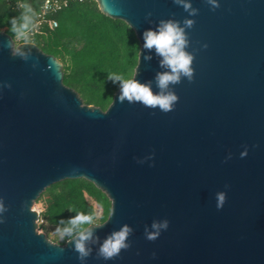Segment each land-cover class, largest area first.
Listing matches in <instances>:
<instances>
[{"label":"water","instance_id":"1","mask_svg":"<svg viewBox=\"0 0 264 264\" xmlns=\"http://www.w3.org/2000/svg\"><path fill=\"white\" fill-rule=\"evenodd\" d=\"M95 1L135 31L132 79L176 100L164 111L119 89L106 111L85 104L59 59L0 31V264H264V0ZM168 20L184 31L192 73L160 89L170 69L141 34ZM66 179L111 201L85 229L86 256L77 235L51 241L34 209ZM122 226L127 247L103 259Z\"/></svg>","mask_w":264,"mask_h":264},{"label":"trees","instance_id":"2","mask_svg":"<svg viewBox=\"0 0 264 264\" xmlns=\"http://www.w3.org/2000/svg\"><path fill=\"white\" fill-rule=\"evenodd\" d=\"M44 0H0V31L13 39L32 29ZM51 18L57 27L44 26L29 34L23 42L34 43L63 64V83L79 93L85 104L106 111L120 89V82L108 78L118 74L133 78L138 64L140 43L135 31L124 21L104 15L95 0H71ZM19 44L21 42H15ZM42 203L39 225L51 241L64 245L89 225L73 227L69 221L77 212L90 215L95 224L108 218L111 201L93 183L85 179H66L47 187L35 201ZM96 207L101 209L97 213ZM47 226L55 229L50 238ZM71 227V233L59 237L57 229Z\"/></svg>","mask_w":264,"mask_h":264},{"label":"clouds","instance_id":"3","mask_svg":"<svg viewBox=\"0 0 264 264\" xmlns=\"http://www.w3.org/2000/svg\"><path fill=\"white\" fill-rule=\"evenodd\" d=\"M174 2L182 3L183 7L187 9L189 5L184 0H174ZM194 11V10H193ZM190 20H185V26L191 25ZM144 41L143 48L155 49L156 54L162 57L160 63L166 66L170 71L158 73L156 76L157 84L160 89L167 88L168 84L178 82L180 75L191 78L192 69L190 67L192 62L191 54L184 51L186 39L184 31L178 26L177 22L168 20L160 21L156 30L147 29L142 34ZM145 56V59H148ZM108 78L120 82L121 98L129 101L136 100L142 102L146 106H159L161 110L167 111L170 109L172 103L176 100V96L171 92L153 94L150 88L146 85L140 84L135 80L125 79L118 74H108ZM222 199V196L220 197ZM219 206V205H218ZM69 223L75 227L77 225L95 224L96 222L88 214L77 212L75 217L71 218ZM167 222H162L160 227H166ZM155 228L156 225L153 224ZM130 229L127 226H122L117 232L111 234L106 238L98 249L99 255L107 260L119 253L121 248L127 247L125 238ZM59 237L62 239L65 233H71L72 228L66 227L63 230L57 229ZM79 237L74 242L75 250L80 256H86L88 252L84 247V241L91 233L85 229L77 232ZM157 233H149L146 238L154 239Z\"/></svg>","mask_w":264,"mask_h":264},{"label":"built area","instance_id":"4","mask_svg":"<svg viewBox=\"0 0 264 264\" xmlns=\"http://www.w3.org/2000/svg\"><path fill=\"white\" fill-rule=\"evenodd\" d=\"M71 0H44L41 6V10L38 13L37 21L31 30L24 33H20L13 39L15 42H23L25 37L29 34H32L44 26H49L51 28L57 27V21L51 16L54 13L60 11L67 3ZM83 1V0H78ZM42 220H39L41 222ZM43 222V221H42Z\"/></svg>","mask_w":264,"mask_h":264},{"label":"rangeland","instance_id":"5","mask_svg":"<svg viewBox=\"0 0 264 264\" xmlns=\"http://www.w3.org/2000/svg\"><path fill=\"white\" fill-rule=\"evenodd\" d=\"M34 209L37 210L40 213L41 210H42V203H35L34 204ZM96 209H97V213L100 214L101 213V209L99 207H96ZM39 225H46V224L41 221V222H39ZM40 231L44 232V230L41 229V228H40ZM46 232H48L50 238H54L55 235L57 234L55 229H53V228H51L49 226H47Z\"/></svg>","mask_w":264,"mask_h":264}]
</instances>
